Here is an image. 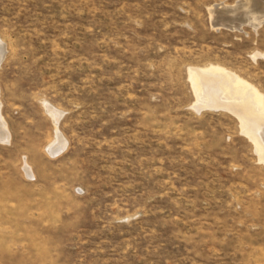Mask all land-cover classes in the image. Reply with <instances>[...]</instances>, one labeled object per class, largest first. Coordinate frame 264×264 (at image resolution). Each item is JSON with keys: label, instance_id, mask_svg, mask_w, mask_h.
<instances>
[{"label": "rangeland", "instance_id": "rangeland-1", "mask_svg": "<svg viewBox=\"0 0 264 264\" xmlns=\"http://www.w3.org/2000/svg\"><path fill=\"white\" fill-rule=\"evenodd\" d=\"M237 1L0 0V264H264V164L189 73L264 95Z\"/></svg>", "mask_w": 264, "mask_h": 264}, {"label": "bare ground", "instance_id": "bare-ground-1", "mask_svg": "<svg viewBox=\"0 0 264 264\" xmlns=\"http://www.w3.org/2000/svg\"><path fill=\"white\" fill-rule=\"evenodd\" d=\"M209 12H210V20L213 23L214 27L226 25V26H230L232 29H235L242 26L245 23L247 24L252 23V25L254 23L256 24V26H259L264 23V0H238L234 5H219V6L216 5L215 7L212 6L210 7ZM1 43L2 42H0V55L4 50ZM257 55H254V58ZM261 55H263V53ZM3 56L5 55L3 54ZM213 66L214 67L208 69L198 70L199 69L198 68L191 70L189 72L197 96L199 98L201 97L203 99V102L208 103L209 105H211V103L212 105L215 104L216 106L220 103L222 104L223 103L227 104L228 102L229 104L231 103L232 106L230 105L231 106L230 108L240 117V119L238 118L239 121L240 120L242 121L244 130L252 139L251 140L253 141L252 143L255 144L254 148L257 151L256 153L257 155L259 154L260 160L264 164V95L261 94L253 85H250L248 81L247 82L244 81V79L237 76L234 72L232 73L229 72L230 70L226 71L221 67H216L215 65ZM198 97L196 98L199 100ZM53 112H54L53 116H55V122L59 124L58 114L55 113L54 109ZM7 142H9V140ZM61 145L63 147L59 146L57 148L59 150L57 149L50 150L51 154L55 156L61 150H63L65 146L63 143Z\"/></svg>", "mask_w": 264, "mask_h": 264}]
</instances>
